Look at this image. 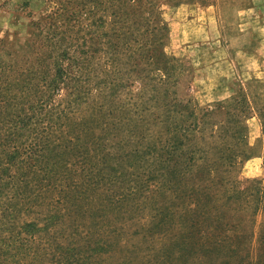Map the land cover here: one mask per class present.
<instances>
[{"label": "trees", "instance_id": "obj_1", "mask_svg": "<svg viewBox=\"0 0 264 264\" xmlns=\"http://www.w3.org/2000/svg\"><path fill=\"white\" fill-rule=\"evenodd\" d=\"M132 1L109 3L112 14L139 13L109 22L104 61L91 69L82 63L89 53L77 48L83 36L72 37L81 39L73 43L82 57L49 46L69 23L57 6L28 22V39L46 42L35 52L58 57L52 70L49 62L26 64V54L0 60V264H108L105 243L145 235L180 242L175 260L183 264H264V177L239 178L241 114L220 104L187 107L171 72L182 64L159 55L167 27L161 8ZM123 58L133 60L134 79L150 92L127 101L139 110L147 101L139 113L112 120L106 104L122 86ZM145 95L158 101L156 116ZM150 114L155 124L143 131Z\"/></svg>", "mask_w": 264, "mask_h": 264}, {"label": "rangeland", "instance_id": "obj_2", "mask_svg": "<svg viewBox=\"0 0 264 264\" xmlns=\"http://www.w3.org/2000/svg\"><path fill=\"white\" fill-rule=\"evenodd\" d=\"M115 1L113 0L114 3ZM110 2L112 0H0V60L9 62V58L16 59L26 54L29 56L26 64L33 63L34 66L41 67L49 62L48 69L52 70L58 57L47 58V54L35 52L36 46L44 38L29 40L28 22L38 19L57 6L60 7L57 17L61 20L69 19V23L59 30L62 40L59 39L56 45L54 40L49 46L57 53L63 50L67 54L82 57L85 53L80 55L72 37L83 36L84 44L77 48L87 50L89 60L82 58V63L87 65V69H91L97 59L101 63L104 61L105 41L110 34L109 22L124 18L126 14L130 18L135 15L132 12L139 13L138 10H129V13L112 14ZM137 2L161 8L160 18L166 22L167 27L161 32L163 37L160 39L158 50L162 54L159 55L175 57L182 64L171 71L174 79L183 84L182 91L177 96L182 97V100L186 99L187 107H193L195 111H198L199 105L220 104L225 110L234 108V111L241 114L243 123L239 131L244 136L240 144L243 155L239 178L242 181H245L246 177L263 178L264 136L261 108L264 107V0L132 1L133 4ZM79 41L81 39L74 42ZM37 54L41 56L38 57ZM156 54L155 51L151 53L154 58H158L159 55ZM59 60L61 64L66 65V60ZM132 62L131 58H123L122 72L118 75L119 79H122V86L114 87L112 92H109L108 98L111 100L107 101L106 111L110 112L112 120H124L132 112L139 113L142 105L146 106L148 103L141 101L138 106L140 110L135 107L127 108V101L131 100L135 93L150 92L148 83L142 88L143 85L134 79L135 66ZM134 81L137 82L136 86L132 85ZM186 85H189L190 89L189 93L184 95ZM62 92L63 90L60 94ZM57 98L61 96L57 95L55 99ZM148 98L145 95L144 99ZM237 98L244 103L245 108L234 106L233 99ZM148 101L153 104L156 116L159 111V108L156 109L158 101L154 102L150 98ZM86 105L87 102L78 104L75 111L79 109L80 112ZM181 105H176L170 110L169 114L173 120L180 117L178 110ZM122 106L126 112L121 111ZM153 117L151 114L148 116L150 121L143 123V131L148 129L147 124L151 125L153 122L154 126V120H151ZM118 129L124 133L127 131V125L123 124ZM157 129V126L152 127L153 131ZM261 221L262 216L257 215L256 230ZM143 233L145 232L141 231V234ZM153 237L158 239L160 234ZM144 238L146 241L105 243L103 248L109 251V254L112 253L107 257L108 264L184 263L182 257L175 260V251L182 247L180 242H166L168 237H161V242L150 241L147 235ZM197 253L194 251L191 255L195 256ZM189 255L188 250L184 252V257ZM238 255L245 257L246 253L243 251ZM216 257L221 258L222 262L226 259L224 254L222 257Z\"/></svg>", "mask_w": 264, "mask_h": 264}]
</instances>
